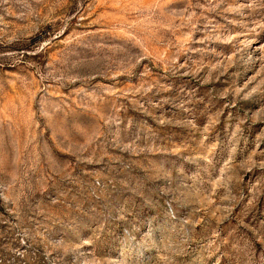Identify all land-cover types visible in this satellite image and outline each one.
I'll return each mask as SVG.
<instances>
[{"label": "rangeland", "instance_id": "rangeland-1", "mask_svg": "<svg viewBox=\"0 0 264 264\" xmlns=\"http://www.w3.org/2000/svg\"><path fill=\"white\" fill-rule=\"evenodd\" d=\"M0 264H264V0H0Z\"/></svg>", "mask_w": 264, "mask_h": 264}]
</instances>
